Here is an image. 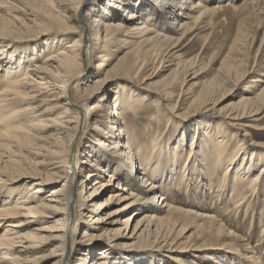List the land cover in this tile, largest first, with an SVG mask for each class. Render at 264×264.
<instances>
[{
	"label": "bare ground",
	"instance_id": "bare-ground-1",
	"mask_svg": "<svg viewBox=\"0 0 264 264\" xmlns=\"http://www.w3.org/2000/svg\"><path fill=\"white\" fill-rule=\"evenodd\" d=\"M218 1L0 0V264H264V77L236 95L243 37L215 70L182 54L264 0Z\"/></svg>",
	"mask_w": 264,
	"mask_h": 264
},
{
	"label": "rangeland",
	"instance_id": "rangeland-1",
	"mask_svg": "<svg viewBox=\"0 0 264 264\" xmlns=\"http://www.w3.org/2000/svg\"><path fill=\"white\" fill-rule=\"evenodd\" d=\"M194 1H197V0H193V2ZM225 1L226 0H222V1L220 0L218 2H225ZM240 1L241 0H236V3H239ZM247 1H251V0H247ZM254 1H257V0H254ZM212 3H216V2L212 1ZM257 6L247 8V9H244V10L238 11V12L227 11L225 14L223 13L219 18L214 19V23L216 24L215 27L211 28L210 30H207L203 27H200L199 28L200 30L195 32V34L193 36H191L188 40H186L184 45H183L184 49L182 51V54H183L184 60L189 61V60H195V58H199L202 61H206L207 63L212 62L211 68H212V70H215L220 66L222 61L227 57V55L229 53V48L231 47L233 42L237 39V37L245 38L243 46H242V51L233 52L232 53L233 58L230 57V59L233 62H234V58H237L239 61H244L243 68L251 69L253 71V73L251 74V78L250 79L247 78V80L244 81V84H242V86L237 91L238 94H236V95L239 97L242 94H244V92H246L250 86L255 85L253 83H250L251 79L253 80V79H258L259 77L260 78L264 77V76H262V75H264V4H259ZM16 14H18V13H16ZM25 40H28V39H23L20 43H18V42L16 43L17 47L20 50L28 49L29 47H31V45L33 43V42H30V43L24 42ZM9 42L11 43V41H9ZM44 42L45 41H43V44H44ZM10 43H8V44L11 45ZM28 44H30V45H28ZM212 57H214L213 60H211ZM90 60H92V58L89 59L88 63L91 62ZM92 63L97 64L98 62L92 61ZM89 72H91V70H89L87 73H89ZM169 72L162 73V77H160V76L157 77L155 79V81H160V79H162L164 77V75L168 74ZM87 75H89V74H87ZM212 76H213V74H210L208 79H211ZM94 77H96V76H93L92 78H94ZM92 78H90L89 80H91ZM127 83H128L127 80L125 81L123 79H119V81H117V82H111L105 89L108 91L111 90V91L116 92V89H114L115 86L116 87L118 86V89L122 88V87L129 88V84H127ZM146 96H148V95L146 94ZM176 96L179 97V95H176ZM107 97L113 98L114 94L110 92L107 95ZM100 98H101V96H98V98L89 101L87 103V106L96 107L97 103H99L101 101ZM176 99H178V98H176ZM146 101L147 100L145 99L144 102H146ZM227 102L230 103L233 101L228 100ZM147 108H148V106H147ZM147 108H143V109L138 111L139 114L141 115V118H139V119L134 118V119L138 120V121H134V124L141 125V124L147 123V121L145 120V119H147V115H146L147 111L148 112L150 111L152 113L155 110L152 105L149 107V110ZM178 112H179V110L169 109L168 110V116L170 117L172 123L175 122V124H178L180 126L175 127L176 126L175 124H170L168 126V128L165 130V131H167V135H169V137L172 138L174 142H175V140H177V141L181 140L182 134H183L184 130H186V129H183L181 126L182 125H184V126L188 125L189 126L187 121L175 118V116L178 115ZM182 112L183 111L181 110L179 112V114H181ZM191 131L193 133L194 129H190L191 136L189 137V139L186 137V140L184 142L185 146L189 144L190 138H192V136H193ZM214 134L216 136L220 135L217 133H214ZM255 141L261 142L263 140H261V141L255 140ZM201 143L204 145V140H202ZM247 148H248V145H247ZM89 183H90V181H89ZM173 198L181 200L182 204L188 203L190 201L189 198H187L185 195L179 196V194H175L173 196ZM213 203H214V201H213ZM231 205H232V203L230 204V206ZM228 206L229 205L220 209L218 211V213H220V214H218V215L223 216L222 212H225L228 208H230ZM226 207H228V208H226ZM259 207H263L262 203ZM260 213H261L260 209L257 208L256 217H255L256 218V226H255V229H253V233L255 234V236H254V240H253L252 244L254 246L257 244V240H259L258 234H260V231H259L258 225H260V223L262 221ZM258 216H260V220L258 219ZM238 220L243 221V216L239 217L238 219L236 216H234V218H232V221L229 222L230 226L235 227L236 225H238L239 224ZM186 230L190 231L186 236H189V235H192L193 233H195V230L193 229L192 226H189ZM83 232H84V230H83ZM247 233L248 232H246V231H240L239 234L244 236ZM190 242L198 244L201 242V240H198L196 237V234H195L192 236V239ZM156 244H158V243H156ZM208 245H209V247H213V246H211V244H208ZM140 246H142V245H140ZM47 249L45 252L48 253L49 250L47 251ZM209 249H212V248H209ZM45 252H44V254H46ZM262 253L263 254L261 255L260 259L262 258V262L264 263V252H262ZM174 254L176 256L180 255L179 253H174ZM76 258H77V255H74V258H73L74 264H78ZM150 258H152V257L150 256V252H148V254H146V255L137 256V258L134 261H136L135 263H138V262L139 263L140 262L147 263V262H149ZM186 261L191 263V264H194L196 262V261L191 260L189 258H187ZM148 264H150V263H148ZM199 264H201V263H199Z\"/></svg>",
	"mask_w": 264,
	"mask_h": 264
}]
</instances>
